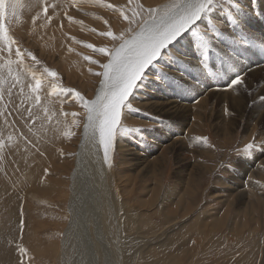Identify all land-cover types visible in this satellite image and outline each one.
<instances>
[{
  "label": "rangeland",
  "instance_id": "1",
  "mask_svg": "<svg viewBox=\"0 0 264 264\" xmlns=\"http://www.w3.org/2000/svg\"><path fill=\"white\" fill-rule=\"evenodd\" d=\"M147 1L0 0V128H5L0 129V186L17 193L0 197V203L17 212L15 222L7 223L10 210L0 211V232L16 227L18 239V230L24 229L29 252L19 264H67L63 244H70L65 232L72 226L68 211L75 205L69 204L71 174L86 117L76 93L89 102L98 89L103 95V88H97L103 77L97 73L128 32L124 16L137 13L138 20L141 14L149 19ZM235 2L254 6L251 11L257 16L231 5L230 24L225 14L214 10L215 31L207 30L204 18L200 24L207 47H198L191 32L186 34L189 47H183V54L197 58L204 76L201 85L200 71L190 67L177 73L196 82L193 89L165 79L168 96L194 113L192 122L183 112L171 120L166 112L148 107L139 97L148 81L143 75L121 109L107 159L100 136L97 140L101 181L110 193V208H103V213L110 209V215H105L101 230L115 264H264V42L257 37L264 36V0ZM228 25L234 40L221 32ZM109 31L113 36L106 35ZM167 53L159 60L163 68ZM244 64L263 66L247 77V88L237 85L225 100L215 94L204 98L201 90H232L233 78L245 77ZM34 107L37 113L46 107L54 117L46 128L51 139H42V147L32 141L31 131L44 129L32 121L29 109ZM160 132L178 140L163 149ZM11 133L20 139L13 163L9 159L17 145L5 139ZM249 144L253 147L246 151ZM129 147L150 161L147 172L129 161ZM50 150L55 164L51 168L53 162L47 159L46 172L41 161ZM13 172L19 176H11ZM43 177L51 188L39 184ZM95 226L88 224V231Z\"/></svg>",
  "mask_w": 264,
  "mask_h": 264
},
{
  "label": "bare ground",
  "instance_id": "2",
  "mask_svg": "<svg viewBox=\"0 0 264 264\" xmlns=\"http://www.w3.org/2000/svg\"><path fill=\"white\" fill-rule=\"evenodd\" d=\"M177 2H179V0H148L146 2L148 5V8H146L147 9L146 13L148 15V9L151 7V8L158 9L159 13H162L161 15H163L164 12L167 11L171 5ZM239 7L241 8L242 11L247 12V14L250 17H256L258 14L257 12L254 13V11H251V8L254 7L252 5L249 6L248 4H246V5H242ZM148 18L149 20H151V17H148ZM202 20L203 19H201V21L199 22L201 25H202ZM231 27H232L231 25H228L224 29H221V32H223L224 34H227L229 37L233 39L235 38V35L230 32ZM245 29L246 31L249 30L246 27ZM138 31L139 29L137 28V32ZM186 34L187 33H185L181 38H179L178 41L174 45L170 46L168 49H165L161 53L160 59L164 57V53L168 50L174 57H178L177 63L164 58L166 68H163L162 66L159 65L160 59H158L153 64L156 69H153L150 65L149 68L145 70L144 75L147 76L148 81L145 82L146 87L143 89L142 94L139 97L143 101H145L147 106L150 107L151 109L155 111L166 112L171 118V120L172 118L177 116V113L183 112L184 119L187 121L189 118H191V122H192V119H194V113L192 114L188 113V107H185L184 104L179 103L178 98L169 97L167 94L169 92L164 89L165 79H158L157 77L159 72H163L164 74L168 75L170 78L174 79L176 82L184 84L187 87L190 86V88L192 87L193 89L197 87L196 82L192 81L189 78L185 79L183 77V74L177 73L179 69L184 72V70L187 69L186 67H190L194 69L195 71L196 70L200 71L201 73L199 74L200 78L197 79V84H199V79L203 80L204 78L203 71L200 68V64L197 58L183 54L185 53V50L183 49V47L187 49L189 47L188 41L186 39ZM54 35L56 34L54 33ZM215 37H217L218 39L222 38L220 34H217ZM257 37L260 39L261 42L262 41L264 42L263 35H260V36L257 35ZM220 49H222L223 53H225L224 56L236 62L235 57L231 56L228 51L226 52L223 48H220ZM112 54H114V51ZM201 56L204 59H206L204 54H201ZM0 67H3L2 60H0ZM260 67H263V66L251 67L245 64L241 65L242 75L244 74L243 76H245L244 80H247V77L250 76V73L254 74L255 72H258ZM253 69L254 71L250 72ZM199 85H201V83ZM98 86L99 87L97 88H100V87L103 88L101 82H100V85ZM236 86H234L232 90L231 89L228 90L230 87L229 88L228 87L219 88L218 90H216L215 88H210L204 91L201 90V93H204L205 99L209 98L208 96H213V94H215L216 98L217 96H220L221 98L225 100L228 96L230 97V95L233 93L234 88H236ZM100 91L101 89H98L96 98L98 96H102V93H99ZM35 107L38 108V105ZM35 107L32 110L29 109V113L30 115H32V121L34 122V124L38 125L39 127L46 129L48 127V124H50L51 121L53 120L52 118H54L52 116V112L48 111V108L44 107L37 113L35 111ZM186 121L184 122L187 123ZM86 123H87V119L85 117L84 122L78 131L80 137L76 145V149H75L77 152V155H76V159L74 162V170L71 174V184H70L71 195L69 198V204L72 201L75 205L72 206L71 209L68 211L71 221H72V226H70L69 229H67L65 232V234L68 236L70 244L69 245L63 244V246H67V247H64V249L66 250L67 264H115L111 260V254L108 252L105 246L106 240L101 230V223L105 222L103 221L105 220L104 218H106L105 215H107V212L110 215V209L105 210V212L103 213V208H110V205H109L110 193L108 189L106 188L104 189L103 187V184L101 181V177H102L101 170H100V166L97 161V152L94 151V149L96 148L97 140L100 136L98 125L95 127L90 125L87 128H85ZM187 124L185 126H187ZM15 125H19V124L15 122ZM0 129L1 131H3L5 128L2 125V128ZM44 129L39 130L38 133H36V131H31L32 136H33L32 137L33 143L37 144L38 142L40 147H42V143L40 142L42 139L48 142L51 139V136L48 134L47 129L46 130ZM56 133L57 131L55 132V134ZM186 133H188V129L186 130ZM33 134L38 135V136L34 138ZM14 137L15 136L13 134L11 136L7 135V137H5V139L7 138L8 141L13 140L10 143L12 147L15 148V146L17 145L14 150V152L16 151L17 152L16 153L13 152L15 155H12V157H10L9 159L10 161H12V163L14 162V160L18 158V153L20 152L19 150L20 147L17 148L18 145L20 144L19 142L20 139H18L19 137L16 136V140H15ZM157 137H159L162 143H165L163 146V149L174 145L176 140H178V138H173V140H171V138L166 136L165 133L162 134L161 132L159 133V136ZM168 142L170 144H167ZM22 144H25V143L22 142ZM2 146L3 145H1L0 147L2 148ZM46 153H47V156L44 153V161H41V163L43 165L42 167L44 168V170L48 172V165L46 164L47 163L46 160L48 159L49 162L51 163L53 162L51 164V168H52V165L55 164L54 163L55 158H53L54 153H52L51 150ZM126 154L128 156L129 161L131 160L135 164L140 165V170H144L147 172L152 165L150 164V161L146 159L145 155L141 153V150H138L137 148H132V147L127 148ZM13 175H18V174L13 172L11 173V176ZM39 184H41L42 186L48 184V188H51L50 181L48 182L44 177L40 179ZM15 195H17V193L15 192L14 189L0 186V197L4 196L7 198H11V197H16ZM33 195L36 196L37 194H33ZM33 195L31 196L32 198L35 197ZM42 199L43 198L40 199L41 203L44 202ZM7 209H9L10 210L9 212L11 213V215L8 217L9 218L7 221L8 223L16 219V217L14 218V216H17V212L13 208L6 205L5 203H0V211L7 210ZM14 222L15 221H13V223ZM92 222L95 223L96 226H95V230H93L92 233H90L87 229V225ZM20 231H22V234L20 233ZM15 232H16V227H11L10 229L7 230V232L6 231L0 232V239H1L0 264H19L22 256H24L25 254L29 252L28 248L26 247L27 242L24 240V237H23L24 229L18 230V234L20 233V235L18 236L19 240L16 239L15 234H14ZM93 239L97 240L98 242H95ZM16 244H18L19 246L17 247ZM21 249H23L24 251L21 252Z\"/></svg>",
  "mask_w": 264,
  "mask_h": 264
},
{
  "label": "snow or ice",
  "instance_id": "3",
  "mask_svg": "<svg viewBox=\"0 0 264 264\" xmlns=\"http://www.w3.org/2000/svg\"><path fill=\"white\" fill-rule=\"evenodd\" d=\"M231 5H235V9L239 11V5L235 0H179L171 5L163 15H160L158 9L150 7L148 17H151V20L142 14L138 20L137 13L127 17L121 12V15L127 20L128 32L122 33L119 37L121 41L119 47L115 48L109 61L101 65L102 71L97 73L98 76L103 77L101 81L103 95L89 102L76 93L80 103L86 109L85 128L90 125L94 127L98 125L100 142L104 147L106 159L109 145L120 121L121 109L126 105V102H129V97L138 86V81L141 80L145 70L161 58V53L165 49L174 45L189 31L198 47H207V43H202L207 41V35L203 32L199 22L203 17L208 21L207 30L214 32L212 13L219 9L228 17L231 24L234 19ZM3 11L4 3L2 2L0 16L3 15ZM45 11H47L46 8ZM106 35L113 36V33L109 31ZM113 40L115 41L116 37H113ZM8 50L11 51L10 46H8ZM99 51L103 53L105 49L101 48ZM16 55H21L19 50ZM166 58L178 62V57H174L171 53H167ZM157 77L158 79H172L163 72H159ZM241 84L247 87L246 81L241 75H237L229 86ZM38 85L39 81H37ZM252 147V144L247 145L246 151ZM23 251L21 249V252Z\"/></svg>",
  "mask_w": 264,
  "mask_h": 264
}]
</instances>
